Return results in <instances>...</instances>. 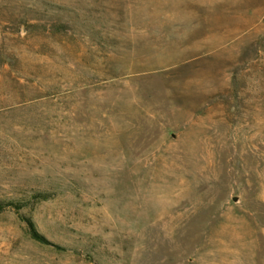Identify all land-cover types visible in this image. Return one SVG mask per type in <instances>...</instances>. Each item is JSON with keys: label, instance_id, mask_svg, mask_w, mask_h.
<instances>
[{"label": "rangeland", "instance_id": "rangeland-1", "mask_svg": "<svg viewBox=\"0 0 264 264\" xmlns=\"http://www.w3.org/2000/svg\"><path fill=\"white\" fill-rule=\"evenodd\" d=\"M0 264H264V0H0Z\"/></svg>", "mask_w": 264, "mask_h": 264}, {"label": "trees", "instance_id": "trees-1", "mask_svg": "<svg viewBox=\"0 0 264 264\" xmlns=\"http://www.w3.org/2000/svg\"><path fill=\"white\" fill-rule=\"evenodd\" d=\"M7 205H8V203L0 201V208H3L4 206H7Z\"/></svg>", "mask_w": 264, "mask_h": 264}]
</instances>
